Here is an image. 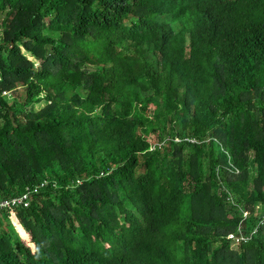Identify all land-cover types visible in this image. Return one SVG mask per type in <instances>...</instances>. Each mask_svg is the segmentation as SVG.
Wrapping results in <instances>:
<instances>
[{
    "label": "trees",
    "instance_id": "trees-1",
    "mask_svg": "<svg viewBox=\"0 0 264 264\" xmlns=\"http://www.w3.org/2000/svg\"><path fill=\"white\" fill-rule=\"evenodd\" d=\"M24 196L0 264H264V0H0Z\"/></svg>",
    "mask_w": 264,
    "mask_h": 264
},
{
    "label": "built area",
    "instance_id": "built-area-1",
    "mask_svg": "<svg viewBox=\"0 0 264 264\" xmlns=\"http://www.w3.org/2000/svg\"><path fill=\"white\" fill-rule=\"evenodd\" d=\"M27 199V196H24L22 198L19 199H12V200H4V201H0V206L3 207H8L9 205H19L25 202V200ZM25 205H27V203H25ZM234 237L232 234L229 235V237Z\"/></svg>",
    "mask_w": 264,
    "mask_h": 264
},
{
    "label": "rangeland",
    "instance_id": "rangeland-1",
    "mask_svg": "<svg viewBox=\"0 0 264 264\" xmlns=\"http://www.w3.org/2000/svg\"><path fill=\"white\" fill-rule=\"evenodd\" d=\"M148 59L152 62V64L156 65V60L153 58L152 54H148ZM47 104V100H43L42 102L38 103L36 105V108L39 109V108H42L44 107L45 105ZM231 239H233V237L231 236Z\"/></svg>",
    "mask_w": 264,
    "mask_h": 264
}]
</instances>
